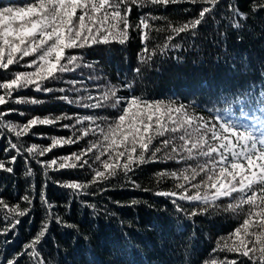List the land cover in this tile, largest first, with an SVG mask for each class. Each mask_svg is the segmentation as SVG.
I'll list each match as a JSON object with an SVG mask.
<instances>
[{
    "label": "trees",
    "instance_id": "trees-1",
    "mask_svg": "<svg viewBox=\"0 0 264 264\" xmlns=\"http://www.w3.org/2000/svg\"><path fill=\"white\" fill-rule=\"evenodd\" d=\"M32 2L34 0H0V7L23 6ZM229 3H238L242 11L248 12L252 0H222L214 14L215 19L208 17L206 23L197 29L195 36L185 33L176 37L174 43L181 45L178 50H169L165 55L157 53L148 64L138 60L137 54L142 47L138 30H130L131 39L124 45L112 43L69 50L68 54L83 57L81 67L75 72L64 73L60 80L47 84L49 87L65 88L68 91L46 94L24 89L14 93L13 99L20 96L34 97L41 103L10 102L0 106V111L9 113L6 120L20 124L34 116L67 114L73 119L61 120L52 126H36L32 132L37 135L24 136L20 141L4 130L0 134V159L8 160L16 154L15 150L4 151L9 140L25 146H48L52 136L72 137L75 132L78 137V129L89 126L96 128L95 124L89 125L88 121L76 125L77 116L98 117L96 124L104 127V120L111 122L119 114L110 107L85 108L57 98L63 95H68L73 100L89 94L99 97L109 87L115 86L119 89L120 96L135 95L166 102L171 99L189 105L194 114L213 120L226 107L219 98L221 92L227 94L237 88L255 85L254 91L258 94L264 87V77L261 76V71L264 70V10L246 22L241 21L247 24L246 28L234 30L227 20L232 15L228 10ZM201 7L202 5L190 3L170 4L167 7L132 6L129 19L135 25L142 15L167 17L166 20L151 21L154 28H163L169 22L178 25L198 16ZM152 35L155 39L149 43L150 48L165 43L168 33L153 31ZM35 58L26 57L19 64L10 66L7 71L0 70V82L12 78L15 72L31 71L32 69L23 65ZM243 58H247L250 66L246 72L241 71ZM137 68L140 69L139 73L135 71ZM70 81H76L75 88L79 92L72 90L73 84ZM126 83L132 84L131 90L124 87ZM10 109L15 111H9ZM63 125H75V128H65ZM99 140H102V136L99 129H96L95 134L90 133L77 143L57 147L41 157L29 158L25 152L17 158L15 165H8L14 168L13 173L0 171V198L9 204L20 203L22 207L31 209L30 214L21 218V223L13 231L7 236H0V264H7L8 259L17 258L24 245L41 229L42 222L49 225L46 237L38 246L46 264H205L210 259H239L243 260V264H251L234 253L213 251L217 240L228 236L242 222L243 213L210 209L204 215L189 219L185 212L177 211V206L192 210L200 207L198 204L179 200L174 204V198L155 195L156 191L176 190V183H184L172 178L158 182L157 173L178 172L194 164V161L177 162V158L143 165L134 174H130L135 183L140 185L139 188L120 174L108 182L92 185L79 195L60 187L57 182L90 181L93 168H100V162H94L93 154L86 157L92 167L47 170V175L38 162L80 152L89 143ZM27 167L32 168L33 176L24 175ZM205 178L202 173L192 183ZM185 186L191 187L190 184ZM42 189L47 200L56 206L54 211L64 224H57L54 218H47L46 206L40 201ZM24 195H30L33 200L31 205L21 200ZM133 200L137 203L132 204ZM229 202L231 201L223 199L217 203L225 205ZM3 215L4 210L0 209V230L7 224ZM85 236L89 239L85 240ZM19 264L34 262L24 255L19 258Z\"/></svg>",
    "mask_w": 264,
    "mask_h": 264
},
{
    "label": "snow or ice",
    "instance_id": "snow-or-ice-1",
    "mask_svg": "<svg viewBox=\"0 0 264 264\" xmlns=\"http://www.w3.org/2000/svg\"><path fill=\"white\" fill-rule=\"evenodd\" d=\"M222 0H34L23 6L0 7V70L7 71L10 66L19 64L26 57H36L23 67L31 71H18L12 78L0 82V106L7 104H39L34 97H17L14 93L24 89L36 92L65 93V88L47 86L51 81L60 80L67 72H75L81 67L83 57L68 54L72 49H83L95 45L126 44L130 39V30H138L141 50L137 54L141 63L148 64L159 53L165 55L169 50H178L181 45L174 43L176 37L185 33L196 35L197 29L204 25L208 17L215 19V12ZM190 3L202 5L198 16L178 25L169 22L165 27H153L151 21L167 19V17L142 15L133 25L129 17L132 6H164L170 4ZM231 16L227 17L229 26L234 30L247 27L249 18L264 10V0H252L249 11H242L238 3H229ZM167 32L166 42L154 48L149 43L155 39L152 35ZM235 67V64L233 65ZM247 58L241 61V71L249 69ZM137 73L140 69H135ZM264 77V70L261 71ZM73 84V91L79 92ZM264 83V82H262ZM125 88L131 90L132 84ZM255 85L237 88L227 94L221 92L220 100L226 107L224 116H215L213 120L194 114L190 106L174 100H152L147 97H124L118 95L119 89L109 87L99 97L92 95L78 96L75 100L68 95L57 97L69 104H78L85 108L100 109L110 107L119 114L109 122L104 120V127L96 124L98 117L77 116L75 124L85 121L96 128L78 129L80 136H52L48 146L35 144L25 146L9 140L5 152L15 150V155L8 160L0 159V171L13 173L17 158L27 153L29 158L46 155L57 147L77 143L90 133L99 129L102 140L89 143L87 148L68 156L53 158L50 161H38L47 170L59 171L92 167L86 157L94 155V162H100V168H93V175L88 182H57L60 187L81 194L95 184H102L123 174L124 178L139 188L130 174H134L141 166L168 160L194 161L195 163L180 171H161L156 174L158 182L165 178L182 180L176 183V190L156 191V196L171 197L177 200L196 203L200 207L186 210L177 206L178 212H185L191 219L213 210L231 213H243L242 222L226 237L216 242L213 251L234 253L237 257L250 261L251 264H264V87L256 94ZM87 101H95L87 103ZM233 106L236 110L233 111ZM219 111V109H210ZM9 111H15L10 109ZM8 112L0 111V134L4 130L20 141L24 136L37 135L32 132L36 126H52L61 120L73 119L67 114L59 116H34L26 123H13L5 119ZM23 113H21L22 115ZM75 128V125H63ZM102 157L107 159L102 160ZM28 159H25V165ZM205 175L198 183H192L201 174ZM33 176L31 167L24 173ZM190 184L188 188L185 185ZM195 190V191H193ZM147 191V189H145ZM228 199L231 202L220 205L217 202ZM21 200L27 205L33 203L30 195ZM40 201L46 206L47 218L55 219L57 224H64L62 218L55 213V205L47 200L42 189ZM137 201L133 200L132 204ZM91 207L95 208L94 205ZM0 209L4 210L3 220L7 222L0 236H7L21 223V218L30 214L29 207L20 203L9 204L0 198ZM66 227H75L65 225ZM48 223L42 222L41 229L30 242L24 245L17 258L8 259L7 264H19V258L27 255L34 264H46L41 258V245L48 231ZM85 240L89 237L85 236ZM7 243V241H5ZM205 264H243V260L210 259Z\"/></svg>",
    "mask_w": 264,
    "mask_h": 264
},
{
    "label": "rangeland",
    "instance_id": "rangeland-1",
    "mask_svg": "<svg viewBox=\"0 0 264 264\" xmlns=\"http://www.w3.org/2000/svg\"><path fill=\"white\" fill-rule=\"evenodd\" d=\"M235 110H236V107H235V108H233V111H235ZM220 116H224V117H225V119H227V116L225 115V113H224V112H222Z\"/></svg>",
    "mask_w": 264,
    "mask_h": 264
}]
</instances>
